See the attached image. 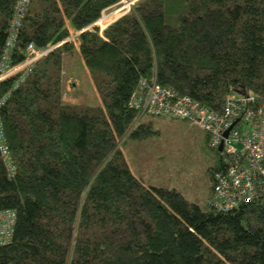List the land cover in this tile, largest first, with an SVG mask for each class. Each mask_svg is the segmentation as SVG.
<instances>
[{
	"label": "trees",
	"instance_id": "1",
	"mask_svg": "<svg viewBox=\"0 0 264 264\" xmlns=\"http://www.w3.org/2000/svg\"><path fill=\"white\" fill-rule=\"evenodd\" d=\"M16 2L0 0V63ZM119 2L30 0L18 26L12 64L30 42L52 49L0 81V211L16 213L0 264H264L262 201L216 209L212 184L197 203L144 181L122 148L154 133L156 116L131 106L143 78L213 109L233 90L264 102V0H138L101 31ZM76 31L96 103L63 98Z\"/></svg>",
	"mask_w": 264,
	"mask_h": 264
},
{
	"label": "built area",
	"instance_id": "2",
	"mask_svg": "<svg viewBox=\"0 0 264 264\" xmlns=\"http://www.w3.org/2000/svg\"><path fill=\"white\" fill-rule=\"evenodd\" d=\"M123 1L120 0L119 3ZM29 2L30 0L16 2L11 32L1 57L0 81L14 74L24 77L52 49H43L30 42L25 59L18 64H12L11 52L17 29ZM132 3L134 0L127 4L123 13L131 9ZM121 8L123 6L112 13H103L101 19H106ZM148 80H139L132 94L131 106L152 116L186 120L198 125L208 134L210 148L217 149L219 153V165L213 171V189L208 198L209 204L216 209L228 211L244 202L260 200L264 203V102L255 94L233 90L220 109H213L189 95L180 94L172 87L161 85L155 78L151 82ZM234 92L239 96L235 97ZM4 100L5 97L0 96V106ZM221 145L222 149H219ZM0 151L3 159L8 160L9 147L4 138L1 120ZM6 163L9 164V161ZM15 222L14 211H0V244L10 240Z\"/></svg>",
	"mask_w": 264,
	"mask_h": 264
},
{
	"label": "rangeland",
	"instance_id": "3",
	"mask_svg": "<svg viewBox=\"0 0 264 264\" xmlns=\"http://www.w3.org/2000/svg\"><path fill=\"white\" fill-rule=\"evenodd\" d=\"M137 1L134 0V3ZM129 2L131 0H124L107 9L104 14L123 6L104 20L101 19L102 14L101 20L98 19L94 25L102 31L115 17L126 11ZM79 33L72 32L66 40L75 41ZM78 45L79 40H76L75 47L65 56L66 84L63 98L73 103H96L99 96L86 71ZM233 95L239 96L236 92ZM144 118L153 119L154 133L144 140L128 137L122 144L132 171L148 183L176 187L188 198L205 204L213 184L210 171L219 161L217 151L208 147L206 132L186 120L151 116Z\"/></svg>",
	"mask_w": 264,
	"mask_h": 264
},
{
	"label": "water",
	"instance_id": "4",
	"mask_svg": "<svg viewBox=\"0 0 264 264\" xmlns=\"http://www.w3.org/2000/svg\"><path fill=\"white\" fill-rule=\"evenodd\" d=\"M219 149H222V145L220 146V148Z\"/></svg>",
	"mask_w": 264,
	"mask_h": 264
},
{
	"label": "crops",
	"instance_id": "5",
	"mask_svg": "<svg viewBox=\"0 0 264 264\" xmlns=\"http://www.w3.org/2000/svg\"><path fill=\"white\" fill-rule=\"evenodd\" d=\"M86 68V67H85ZM87 69V68H86ZM88 72V70H86Z\"/></svg>",
	"mask_w": 264,
	"mask_h": 264
}]
</instances>
